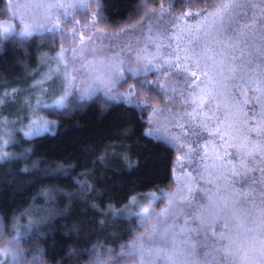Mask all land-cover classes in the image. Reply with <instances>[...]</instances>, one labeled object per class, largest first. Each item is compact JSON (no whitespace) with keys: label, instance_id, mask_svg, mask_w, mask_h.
I'll return each instance as SVG.
<instances>
[{"label":"trees","instance_id":"16d2710c","mask_svg":"<svg viewBox=\"0 0 264 264\" xmlns=\"http://www.w3.org/2000/svg\"><path fill=\"white\" fill-rule=\"evenodd\" d=\"M228 3L230 0H90L83 9L84 20L109 30L137 25L147 12L162 9L181 19L200 16L213 24L203 44L209 53L218 54L207 60L208 68L214 69L207 73L220 77L213 82L220 89L211 97L214 102L225 91L223 103L240 136L231 147L230 158L218 154V174L212 181L208 178L209 183L205 177L209 157L200 155L204 143L201 134L196 135L200 142H193L191 148L185 170L187 185H179L187 199L182 204L186 212L169 223V231L179 235L174 236L172 247L164 246L162 255L139 239L153 234L150 227L140 226L141 216L146 208L167 204L161 201L162 195L175 185L178 151L167 141L148 135L147 113L152 104L168 101L167 105L185 113L189 103L182 94L189 88L187 82L179 84L182 93L175 98V90L159 88L152 73L134 75L127 70L116 92L128 90L134 98L131 102L100 94L85 100L71 95L62 108L38 111L36 105L43 99L35 97L33 85L46 67V59L62 49L61 31L38 32L23 39L0 34V153H4L0 155V251L7 244L16 245L13 259L0 254V264H166L171 259L178 264H228L223 254L216 255L219 245L214 233L222 222L211 216L210 227L197 224L192 218L198 205H189L207 202V196L216 193L218 199L231 202L228 206L239 198L264 220V55L246 46L243 39L264 43V0H250L243 8L233 5L221 22V5ZM9 6L10 0H0V20L9 17ZM67 13V8L61 11L65 25ZM237 26L243 36L233 40ZM196 34L179 38V55H185L190 37ZM26 100L37 101L33 117L43 110L55 119L52 131L25 135L32 124ZM195 117L194 109L185 127L187 134L192 132L190 123ZM216 135L218 138L219 133ZM151 225L158 226L156 233L165 227L158 220ZM252 227L256 240L245 246L243 263L264 264V223ZM141 244L145 251L132 252L134 245ZM231 251L240 255L234 248Z\"/></svg>","mask_w":264,"mask_h":264},{"label":"rangeland","instance_id":"374dc122","mask_svg":"<svg viewBox=\"0 0 264 264\" xmlns=\"http://www.w3.org/2000/svg\"><path fill=\"white\" fill-rule=\"evenodd\" d=\"M89 2L90 0H10V14L7 19L0 20V34L6 37L12 34L19 36L25 27L33 34L61 31L58 37L61 39L62 49L57 55L46 59V67H42L41 76L33 85L37 89L35 97L43 99L36 105L38 111L40 108H62L68 104L71 95H75L78 100H85L100 94L107 99L131 102L134 98L131 99L128 90L116 92V87L127 70L134 75L152 73L159 88L175 90V98L179 97V84L187 82L189 88L182 94L184 99L188 97L189 103L185 113L179 111V107L167 105L169 101L165 105L152 104L148 107L147 113L148 135L167 141L176 146L178 151L174 164L175 185L162 195L164 199L161 201H167V204L149 210V214L154 217L149 224L158 220L160 224L165 225L164 229L157 231L156 239H170L172 242L165 247H172L173 239L177 237L172 235L174 232L169 231L171 228L169 223L175 220L177 214L185 215L186 212L182 204L187 199L184 198L179 185L183 187L187 185L185 170L191 148L193 142L195 144L200 142L196 135L201 134L204 143L200 155L207 154L209 157L210 163L205 165L209 172L208 177L203 175L209 183L208 178L212 181L218 174L215 168L217 163H221L218 154L230 158L231 147H234L240 136L239 131L234 128L230 112L223 103L225 99L222 96L226 97L225 91H221L222 96L218 95L214 102L212 101V93L220 89L219 85L213 82L220 77L214 78L207 73L214 69L208 68L206 57L193 54V49H203L212 59L214 55H218L217 52L209 53V50L203 48L207 30L209 27L212 28L213 24L212 22L209 24L210 22L200 16L181 19L168 9H162L147 12L148 14L137 25L122 27L118 29L121 31L119 32L104 29L93 21H86L87 18L84 20L83 9L88 7ZM65 8L68 10L65 21L67 25L61 22L63 17L61 11ZM196 32L198 34L190 37L191 40L188 42L190 47H187L185 55H179L182 52L179 38L192 36ZM61 34L67 36L62 38ZM31 102L33 101H25V106L30 110L29 122L30 120L32 122L30 127L25 129V135L29 137L37 135V129L40 130V134L52 131L55 119L48 117L43 110L33 117L37 110L36 106L32 107L37 101L34 104ZM194 109L196 117L190 123L192 132L187 134L185 127L189 124ZM216 132L219 133L218 138L215 136ZM219 140L222 142L221 145ZM200 203L206 202H194L189 205ZM228 203L231 202L226 204ZM164 213H167L166 223L163 222L165 218L161 216ZM253 218L254 225L261 222L257 215H253ZM181 220L179 216V222ZM192 220L208 227L212 224V217L207 214L202 217V222L193 218ZM184 224L188 225L187 221ZM191 233L197 234L193 230ZM180 244L182 245L181 240L179 250ZM4 248L0 254L13 259L16 245L10 243ZM155 250L158 255H162L166 248L155 247ZM134 251L133 248L132 252ZM152 259H155L154 255ZM166 264L178 262L171 259Z\"/></svg>","mask_w":264,"mask_h":264},{"label":"snow or ice","instance_id":"6c2138e0","mask_svg":"<svg viewBox=\"0 0 264 264\" xmlns=\"http://www.w3.org/2000/svg\"><path fill=\"white\" fill-rule=\"evenodd\" d=\"M250 0H230L228 4H222L223 13L221 14V22H223V15H227L232 11L233 5L236 8H243L245 4H248ZM236 35L232 37L233 40H239L243 36V32L239 26L235 29ZM20 37L27 38L33 35L32 31L25 27L24 31L21 32ZM246 42V46H251L261 50V55H264V43L256 44L254 40H250L248 37H243ZM261 40H264V37H261ZM193 54L198 56H204L207 59L211 60L212 58L207 55L203 49L196 50L193 49ZM195 75V73H193ZM207 75V73H205ZM36 134H40V130L37 129ZM241 195H244L243 190H241ZM207 214L210 216H215L218 221H221L220 229L218 232L214 233L215 242L219 245L216 255H221L228 259V264H242L244 258L247 256V251L245 246L251 243H254L256 240V229L252 227L255 224V219L253 218V213L245 207V204L240 202V199L237 198L234 200L231 206H228L221 199L217 198L216 193H210L207 196L206 203H200L198 208L193 213V219L201 220L202 217ZM140 215V214H137ZM166 221L167 213L161 214ZM154 217L149 214L148 209H144V213L141 216V227H150L151 232L153 233L148 237H141L140 240H143L146 245L154 247H164L171 243L170 239H156V230L157 225L149 226V221ZM264 223V220L261 221ZM175 223V221H173ZM173 236L179 235L173 233ZM207 238V236H206ZM261 242L264 243V235H261ZM134 250L137 252L145 251L144 244L139 246L134 245ZM235 249L236 253L240 255L238 257L232 255V249ZM131 255L132 253H128ZM167 259V258H165ZM97 264H103L102 261H98ZM205 264H208L206 261Z\"/></svg>","mask_w":264,"mask_h":264}]
</instances>
